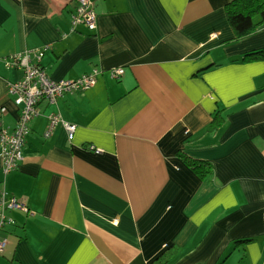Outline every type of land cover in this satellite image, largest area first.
<instances>
[{
	"label": "crops",
	"instance_id": "crops-1",
	"mask_svg": "<svg viewBox=\"0 0 264 264\" xmlns=\"http://www.w3.org/2000/svg\"><path fill=\"white\" fill-rule=\"evenodd\" d=\"M91 1L96 30L72 32L77 0H0V130L23 77L3 58L48 45L55 81L101 71L41 104L16 170L0 158V190L32 212H9L0 264H264V59L243 60L264 25L235 41L230 0ZM50 113L72 141L45 136ZM179 152L212 163L211 179Z\"/></svg>",
	"mask_w": 264,
	"mask_h": 264
},
{
	"label": "built area",
	"instance_id": "built-area-1",
	"mask_svg": "<svg viewBox=\"0 0 264 264\" xmlns=\"http://www.w3.org/2000/svg\"><path fill=\"white\" fill-rule=\"evenodd\" d=\"M77 2L78 6L71 14V31L75 32L79 27H84L90 32L95 31L97 14L94 2L91 0H77ZM49 49L50 46L46 45L3 58L7 68L23 72L21 80L7 84L8 95L12 98L15 106L20 108V113L12 130L8 128L0 130V158L4 175L16 170L24 160L23 148L30 133V123L42 114L41 104L54 106L66 94L87 91L95 86L97 78L101 74L100 70L94 69L76 80L55 81L48 76L41 64L44 54ZM109 74L111 78L118 80L124 74V69L114 68L109 71ZM47 118L46 137H50L57 126H61L66 131L68 140L74 139L75 125L65 122L59 113H50ZM12 211L32 214L24 201L8 194L5 189L0 190V257L8 244L5 236L6 228L15 223L8 215Z\"/></svg>",
	"mask_w": 264,
	"mask_h": 264
},
{
	"label": "trees",
	"instance_id": "trees-1",
	"mask_svg": "<svg viewBox=\"0 0 264 264\" xmlns=\"http://www.w3.org/2000/svg\"><path fill=\"white\" fill-rule=\"evenodd\" d=\"M226 13L235 33L234 40L244 39L264 25V0H230L226 5ZM263 59L264 48L251 51L243 58L244 61ZM177 156L201 179L207 180L213 176V165L209 161L194 159L183 152H179ZM164 263L165 260L161 258L155 264Z\"/></svg>",
	"mask_w": 264,
	"mask_h": 264
}]
</instances>
